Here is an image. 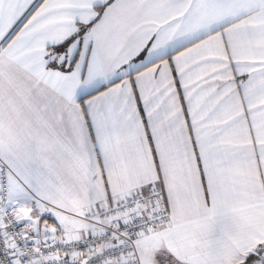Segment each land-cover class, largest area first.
I'll list each match as a JSON object with an SVG mask.
<instances>
[{"label": "snow or ice", "instance_id": "snow-or-ice-1", "mask_svg": "<svg viewBox=\"0 0 264 264\" xmlns=\"http://www.w3.org/2000/svg\"><path fill=\"white\" fill-rule=\"evenodd\" d=\"M0 264H264V0H0Z\"/></svg>", "mask_w": 264, "mask_h": 264}]
</instances>
